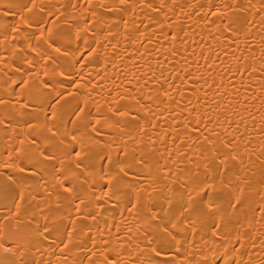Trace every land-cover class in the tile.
<instances>
[{
  "label": "bare ground",
  "instance_id": "bare-ground-1",
  "mask_svg": "<svg viewBox=\"0 0 264 264\" xmlns=\"http://www.w3.org/2000/svg\"><path fill=\"white\" fill-rule=\"evenodd\" d=\"M165 262L264 264V0H0V264Z\"/></svg>",
  "mask_w": 264,
  "mask_h": 264
},
{
  "label": "snow or ice",
  "instance_id": "snow-or-ice-1",
  "mask_svg": "<svg viewBox=\"0 0 264 264\" xmlns=\"http://www.w3.org/2000/svg\"><path fill=\"white\" fill-rule=\"evenodd\" d=\"M22 10H27V3H25V4L23 5ZM21 170L23 171V169H21ZM170 243H171V241H162V246H163L164 244H170ZM156 252H157V255H163V253L160 251L159 248L156 250ZM165 264H167V262H165Z\"/></svg>",
  "mask_w": 264,
  "mask_h": 264
}]
</instances>
